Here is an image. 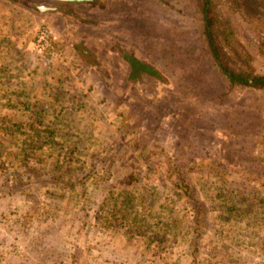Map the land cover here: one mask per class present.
I'll list each match as a JSON object with an SVG mask.
<instances>
[{"label":"rangeland","instance_id":"374dc122","mask_svg":"<svg viewBox=\"0 0 264 264\" xmlns=\"http://www.w3.org/2000/svg\"><path fill=\"white\" fill-rule=\"evenodd\" d=\"M23 1L54 3L0 0V29L10 28V18L16 23L10 39L19 44L17 66L22 79L30 71L37 72L39 79L42 73L48 79L60 71L71 73L72 95L93 105L95 115L112 118L121 126L122 137L130 138L124 158L135 153L156 159L144 170L150 173L145 182L158 185L154 203L164 204L168 210L161 208V212L176 218L181 231L187 233L190 225L189 204L175 197L169 186L164 188L160 176L166 165H155L160 160L176 165L197 193L208 186L210 172L264 193V87L232 85L221 72L204 38L202 0H107L105 7L77 5L71 17H50ZM214 5L220 23L229 26L225 38L218 37L228 65L239 72L264 74V0H214ZM43 28L49 45L38 40L44 36ZM82 35L109 51V41L120 43L152 65L158 77L147 76L142 86L131 83L116 55L108 51L110 84L108 75L88 65L91 55L82 57L73 46ZM95 115L89 114L88 119ZM110 132L103 135L113 136ZM31 184L33 188L25 193L22 180L20 186L0 188V264L189 262L188 242L176 244L173 255L161 256L156 244L128 240L120 227L108 233L100 230L94 217L105 185L90 196L86 189L84 197L72 199L68 192L62 197L48 188L46 180L33 179ZM187 235L189 239L192 233ZM217 243L215 264L248 263L250 258L237 254L235 247L220 248L221 242Z\"/></svg>","mask_w":264,"mask_h":264},{"label":"trees","instance_id":"16d2710c","mask_svg":"<svg viewBox=\"0 0 264 264\" xmlns=\"http://www.w3.org/2000/svg\"><path fill=\"white\" fill-rule=\"evenodd\" d=\"M199 10L206 44L229 82L263 88L264 74L239 72L225 60L224 45L218 37L225 38L229 26L220 23L214 0H202ZM10 19V28L0 29V188L20 186L22 180L25 193L33 188V179L38 183L46 180L47 187L59 191L62 197L68 192L76 199L84 197L86 189L90 196L105 185L94 217L95 225L103 232L120 227L128 240L156 244L161 256L172 254L176 244L188 242L191 249L186 264H215L217 241L221 242L220 248L235 247L237 254L254 259H248L247 264H264L263 192L247 190L229 181L225 174L210 172L208 186L197 193L176 165L158 161L156 166L160 162L166 165L160 176L164 188L169 186L175 197L189 204L186 209L190 211V225L186 231L192 235L188 239L178 220L161 212V208L168 210L164 204L154 203L158 185L145 182L150 173L144 170L156 159L135 153L124 158L123 149L131 143L130 138L122 137L121 126L112 118L95 115L93 105L72 95L71 73L60 71L50 79L42 73L39 79L37 72L30 71L22 79L17 66L21 60L19 44L10 39L16 23ZM9 112L26 118L14 119ZM89 114L95 117L88 119ZM105 131L114 135H103ZM131 163L132 167L128 165Z\"/></svg>","mask_w":264,"mask_h":264},{"label":"flooded vegetation","instance_id":"af4514ba","mask_svg":"<svg viewBox=\"0 0 264 264\" xmlns=\"http://www.w3.org/2000/svg\"><path fill=\"white\" fill-rule=\"evenodd\" d=\"M54 3H29L24 2L26 6H34L35 8L41 12L42 14H46L48 16H56L60 15L64 16H74L75 15V7L77 5H98V7L106 6L107 0H50ZM67 26L64 25V28ZM68 28V27H67ZM92 37L81 36L76 41L73 42V46L77 49L78 53L84 57L85 54H90V61L86 59L88 65L97 69L100 74L108 75L106 80L111 84V79L109 75L110 69L107 68L108 60H111L110 53H114L116 55L120 68L124 69L128 81L136 84L137 86L146 85V77L147 76H157L159 72L150 64L145 61L139 59L129 52L127 47L121 45L116 41H109L110 50H107L105 46H100L99 48L91 43ZM103 43V42H102ZM101 44V43H100ZM110 53H109V52ZM108 63V64H107Z\"/></svg>","mask_w":264,"mask_h":264},{"label":"built area","instance_id":"2783aa9c","mask_svg":"<svg viewBox=\"0 0 264 264\" xmlns=\"http://www.w3.org/2000/svg\"><path fill=\"white\" fill-rule=\"evenodd\" d=\"M41 33H42V35H44V36H41L40 39H38V40H42V39H43V41H44L45 43H47V38H48L47 30H46L45 28H43ZM47 44L49 45V43H47Z\"/></svg>","mask_w":264,"mask_h":264}]
</instances>
